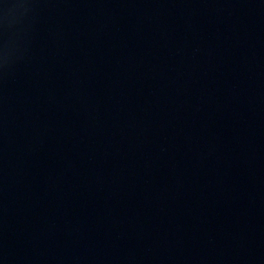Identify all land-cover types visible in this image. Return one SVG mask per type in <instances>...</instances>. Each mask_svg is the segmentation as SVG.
Wrapping results in <instances>:
<instances>
[{
    "label": "water",
    "instance_id": "95a60500",
    "mask_svg": "<svg viewBox=\"0 0 264 264\" xmlns=\"http://www.w3.org/2000/svg\"><path fill=\"white\" fill-rule=\"evenodd\" d=\"M0 264H264V0H0Z\"/></svg>",
    "mask_w": 264,
    "mask_h": 264
}]
</instances>
